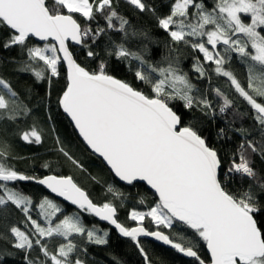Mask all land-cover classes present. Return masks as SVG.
Masks as SVG:
<instances>
[{
	"label": "snow or ice",
	"instance_id": "6c2138e0",
	"mask_svg": "<svg viewBox=\"0 0 264 264\" xmlns=\"http://www.w3.org/2000/svg\"><path fill=\"white\" fill-rule=\"evenodd\" d=\"M126 3L154 17L173 45L191 50L196 79L207 80L209 88L193 82L178 56L152 63L142 51L127 47V38L147 39L148 33L129 32L131 23L118 11V0L115 5L114 0H0V49L18 48L26 59L10 61L18 64L16 70L30 73L36 82L47 81L49 87L64 69L57 105L86 147L119 181L129 186L144 182L157 199L147 210L133 208L127 219L134 225H129L120 220L114 202L124 194L114 187L106 190L111 200L97 203L70 175L39 177L8 163L16 158L8 135L39 145L43 133L35 120L20 127L33 108L0 75V242L23 253L24 264H86L82 256L87 248L77 238L102 246L110 237V229L83 222L87 213L130 240L144 264H152L141 239L148 237L193 258L194 264H206L199 255L201 242L210 254L207 264H264V177L254 166L256 157L264 160V0H169L166 14H158L152 0ZM109 30L123 37L120 42L109 37L101 55L98 42ZM109 58L127 62L129 71L136 62L134 78L148 91L110 74ZM233 60L245 68L246 84L229 67ZM213 75L225 79L232 96L211 86ZM233 96L249 106L254 127L235 129L242 139L222 157L195 124L184 121L177 106L210 120L231 113L228 123H235L246 113L235 110ZM8 125L14 126L11 133ZM216 135L231 139L219 125ZM56 145L69 164L87 171L58 136ZM42 166L52 170L50 162ZM237 178L248 184L233 192L229 186ZM24 181L44 186L78 211L66 214L47 195L34 201L18 187ZM139 203L144 205V198ZM34 208L43 223L33 219ZM16 213L23 215L25 228L11 222ZM178 225L181 230L173 232ZM188 230L191 237L184 235ZM6 246H0V264L13 255Z\"/></svg>",
	"mask_w": 264,
	"mask_h": 264
},
{
	"label": "trees",
	"instance_id": "16d2710c",
	"mask_svg": "<svg viewBox=\"0 0 264 264\" xmlns=\"http://www.w3.org/2000/svg\"><path fill=\"white\" fill-rule=\"evenodd\" d=\"M152 2L157 7L158 14L167 13L169 0H152ZM209 2H211V0H209ZM115 4L116 0H114V5ZM116 6L118 7L120 14L129 19L131 23L129 32L136 30L148 33L147 39L142 36H130L127 38V47L132 51H142L145 58L152 63L163 62L165 58L169 56H178L181 68L189 74L193 82L201 89L209 88L207 80L196 79V73H194L192 69L194 61L191 50L185 48L183 45H173L170 37L157 26L154 17L148 14H139L126 3V0H118V5ZM100 23L103 24V20H101ZM109 37L116 42H120L123 34L109 30L108 35L102 37L98 42L99 47H97V51H100L101 55H103V48L109 43ZM33 43L40 44L35 40ZM13 59L20 61L26 59V56H22L18 48L12 50L0 49V75L8 79L22 96H27L28 98L25 102L29 103L33 108L31 116L26 118L25 122L20 123V127H26L35 120L42 130L43 137L42 143L37 145L27 144L21 141L17 136L8 135L7 139L11 145V155L16 157L15 159H9L8 163L26 174L39 177L57 173L70 175L89 193L90 198L97 203L103 202L106 198L109 200L112 199L106 191L109 186H112L124 194V199L122 201H114L118 206L120 220L126 224L134 225V222L127 219L129 212L133 208L137 210L147 209V206L151 205L157 197H155L154 193L143 183H136L135 186H129L119 182L102 160L93 155L84 145L69 119L57 105V98L65 86L64 69L61 70L62 75L60 77L53 78L51 87H49L47 81L36 82L30 73L17 71L16 68L18 67V64L10 62ZM80 59L83 60L82 55ZM135 67L136 62L133 61V71H129V65L127 62L117 61L115 58H109L110 74L119 79L126 80L147 92L148 86L134 78ZM229 67L234 71L241 82L246 84L245 68L236 60H233ZM211 86H219L232 96V93L223 78H218L213 75ZM210 98L214 97L210 94ZM233 98L236 99L235 110L246 113L241 119H237L235 123H228L232 120L231 113L227 116L218 115L215 120H210L200 116L198 112L189 113L177 106V110L182 115L184 121L186 123L191 122L195 124L200 129L202 135L208 138L209 143L220 152L222 157H227V155L234 151L242 139L241 135H239L235 129L241 127L252 129L254 127V121L251 119L250 114H247L249 113V106L242 99L235 96H233ZM218 125L226 128L227 135L231 137L230 140L225 141L217 137ZM13 127V125H8L10 133ZM53 128L55 131H53ZM57 136L60 138L64 147L76 159L81 161L87 170L86 172H81L80 170L75 169L57 151ZM253 136L259 139L257 133L253 132ZM45 162L51 163V171L42 166ZM254 166L257 172L264 177V160L256 157ZM93 177L95 179H92ZM247 184V180L237 178L229 187L233 192H240L247 187ZM18 187L37 202L41 196H49L65 210L66 214H73L78 211L76 208L53 197L43 187L34 182H18ZM141 198H144V205L139 203ZM121 203L123 204L122 207L120 206ZM36 209L37 208H34L32 210L31 215L33 219H37L38 222L43 223V220H41ZM23 220L24 217L21 213H16L11 216V222L18 224L22 229L26 227L22 222ZM82 220L89 226L95 223L98 227L110 229L109 243L107 245L84 244L80 238H77L78 242L81 243V246L87 248V252L82 256V258L85 259L86 264H116L117 260L120 264H144L142 256L132 242L126 238L120 237L111 226L97 221L93 216L87 213L82 214ZM145 224L151 228V225L147 220L145 221ZM180 230L181 227L178 225L173 232ZM184 235L191 237V231L188 230L184 232ZM142 243L152 260V264H194L193 259L186 258L175 250L164 247L154 241L142 239ZM0 246L6 245H3V242H0ZM6 247H8L10 252H13V255L6 259L5 264H24L22 260L23 253L15 252L10 246ZM35 254L36 253H33V255ZM199 255L205 261L209 260L206 245H204L203 242H201L199 246Z\"/></svg>",
	"mask_w": 264,
	"mask_h": 264
},
{
	"label": "water",
	"instance_id": "95a60500",
	"mask_svg": "<svg viewBox=\"0 0 264 264\" xmlns=\"http://www.w3.org/2000/svg\"><path fill=\"white\" fill-rule=\"evenodd\" d=\"M37 43H40V44H42L43 42H40V41H38V40H35ZM62 110V109H61ZM62 112H63V110H62ZM64 113V112H63ZM64 115L69 119V121L71 122V120H70V117H68L65 113H64ZM71 124L73 125V127H74V124L71 122ZM75 131H76V133L78 134V136H79V133H78V130H76L75 129ZM79 138L82 140V142H83V139H82V137H80L79 136ZM84 143V142H83ZM84 145H85V143H84ZM86 146V145H85ZM90 152H91V150H89ZM92 153V152H91ZM93 154V153H92ZM94 155V154H93ZM95 156H97L98 157V155H95ZM99 158V157H98ZM101 160H102V158H100ZM102 162L106 165V162H104L103 160H102ZM107 167V166H106ZM108 168V167H107ZM109 169V168H108ZM110 170V169H109ZM111 172V171H110ZM112 173V172H111ZM48 175V174H47ZM112 175L115 177V175H114V173H112ZM118 181H119V179L117 178V177H115ZM24 182H29V181H24ZM33 182V181H32ZM119 182H121V183H123V184H125L124 182H122V181H119ZM35 183V182H34ZM138 183H143L150 191H152L153 193H154V190H151L150 189V187L149 186H147L144 182H138ZM126 185V184H125ZM41 186V185H40ZM41 187H43L44 188V186H41ZM50 195H52L53 197H55V198H57L58 200H60V201H62V202H64V203H66V204H68L69 206H71V207H74V208H76L74 205H71L69 202H67V201H64L63 200V198L62 197H57L54 193H51L49 190H47L46 188H44ZM86 191V190H85ZM97 221H99V222H101V223H104V224H107V222H103V221H100L99 220V218H96V217H94ZM108 225V224H107ZM110 226V225H109ZM112 227V226H111ZM114 229V228H113ZM115 230V229H114ZM118 234V233H117ZM141 239H148V240H151V241H154L155 243H158V244H160V245H162V246H164V247H167V248H170V249H172L170 246H167V245H163L162 244V242H158V241H155L154 240V238H151V237H148V238H141ZM174 250V249H173ZM206 251H207V248H206ZM207 253H208V251H207ZM180 255H182L183 256V254H181V253H179ZM208 256H209V260L208 261H210V254L208 253ZM185 257V256H184ZM186 258H189V259H193V258H190V257H186ZM208 261H206V264H207V262Z\"/></svg>",
	"mask_w": 264,
	"mask_h": 264
},
{
	"label": "rangeland",
	"instance_id": "374dc122",
	"mask_svg": "<svg viewBox=\"0 0 264 264\" xmlns=\"http://www.w3.org/2000/svg\"><path fill=\"white\" fill-rule=\"evenodd\" d=\"M32 182V181H31ZM145 210H147V209H145ZM36 211H37V213L39 214V209L37 208L36 209ZM143 211V210H142ZM41 220H43V218L41 217Z\"/></svg>",
	"mask_w": 264,
	"mask_h": 264
}]
</instances>
